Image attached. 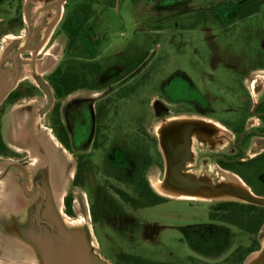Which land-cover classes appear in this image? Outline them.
<instances>
[{
	"label": "rangeland",
	"instance_id": "rangeland-1",
	"mask_svg": "<svg viewBox=\"0 0 264 264\" xmlns=\"http://www.w3.org/2000/svg\"><path fill=\"white\" fill-rule=\"evenodd\" d=\"M21 1L2 0L0 55L19 35L13 21L19 15L17 8ZM239 1H71L65 6V19L82 12V35L61 34L60 26L45 50L50 57L41 72L52 78L56 69L60 74L79 75L80 88L61 98L56 95L53 108L44 115L41 112L48 101L43 95L22 98L7 105L2 113L6 144L23 150L34 148L31 156L36 162L43 161L46 155L49 158L50 154L61 160L65 167L63 185L59 186L56 199L62 200L66 194L65 201L70 200L72 208V215H64L61 223L71 228L73 234L81 235L99 261L231 264L226 260L237 248L251 245L248 233L209 218L211 207L218 203L242 204L235 197L204 192L194 199H180L179 195L160 191L162 194H156L166 200L164 204L134 211L129 206L123 209L118 197L108 194L102 196L107 208L96 212L93 204L97 184L93 182L91 190L74 184L77 159L93 163L85 169L87 173L113 171V165L116 172H123L126 152L127 177L135 164L140 163L145 174L157 182L160 161L155 138L174 118L187 117L218 125L216 137L224 140L218 142V153L232 155L228 138L234 139L236 127L247 120L248 128L257 123L250 110L257 100L256 89L264 92V70L256 68L264 64V0H257L259 11L255 14L231 22L221 18L229 5ZM93 43L99 44L97 50L92 48ZM126 72L127 103L122 96ZM87 102L92 108L104 104L107 108L102 117L106 118L105 126H101L96 142L99 148H92L91 138L82 150L76 142H69L70 149L63 150L59 143L61 125L55 119L61 122L70 139L74 114L79 105ZM159 111L164 113L161 115ZM94 129L91 124L88 133L93 134ZM248 138L246 161L255 159L256 152L264 146V139ZM202 144L196 146L203 150L197 149L196 158L209 152L207 145ZM14 173L13 169H0V264H38L35 255L27 257V250L17 242L11 224L3 217L5 208L1 206L15 186ZM196 174L204 175L214 185L227 183L239 187L243 182L247 186L215 159L203 160ZM253 181L257 194L264 197V169ZM127 192L134 196L128 188ZM68 222L72 227L66 225ZM258 240L261 251L252 254L247 263L257 253H264V225Z\"/></svg>",
	"mask_w": 264,
	"mask_h": 264
},
{
	"label": "flooded vegetation",
	"instance_id": "flooded-vegetation-1",
	"mask_svg": "<svg viewBox=\"0 0 264 264\" xmlns=\"http://www.w3.org/2000/svg\"><path fill=\"white\" fill-rule=\"evenodd\" d=\"M71 1L74 0H22L21 5L17 8L19 15L14 18L13 26L17 29L19 35L13 38L10 45L4 49L0 55V71L8 69L14 75H17L18 78L15 90H20V98L15 102L22 98L30 99L38 95H43L47 98L45 93L38 86L37 79H42L47 83L55 100L57 93L53 87V82L62 78V74L57 75L58 69H56L53 78L52 75L45 77L48 73L42 74L41 70L46 69L48 65V56L50 57V55L48 52H45V50L50 46L53 36L58 32L57 30L60 26L59 29L61 34L67 33L75 37L82 35L84 20L82 12H76L70 18L65 19V6ZM76 1L82 2L83 0ZM1 6L2 0H0V7ZM97 46H99V44H92L94 50H97ZM256 68L258 70H264V64H259ZM99 70L100 69H97V73ZM63 74L66 75V73ZM80 79L78 75L75 89L80 88L78 86ZM123 80L124 88L122 96L123 100L127 103V72L124 74ZM255 93H257V100L253 102L250 112L251 118L255 119L257 123L252 125L251 128H248L246 127L247 120L243 123L245 126H243L244 130L242 133L238 134L235 131L236 134H234V139L228 138L227 144L233 151L231 156L218 153L219 151L217 149L220 143L224 141L220 136L216 137L218 129L212 130V127L206 126L197 132L189 133V137L186 140L185 134L182 133V135H180L178 133L180 128L174 127L177 128L176 137L179 136V138H177L179 140L177 152H181L182 154L179 159L184 160L187 152L190 155V160L180 166L177 172L184 175L192 174L196 176L203 160L215 159L223 169L241 178L237 170L223 166L221 163L234 167V165L238 163L246 162L244 157L248 156L246 150V144L249 139L248 136L264 139V92L257 88ZM10 95L0 106V117L6 110L7 105L13 104V102L11 103L9 100ZM106 111L107 108L105 109V104L101 108L98 105L92 108L88 102L79 105L74 114L71 134L69 135L70 139L60 138L59 140L61 148H63V150L70 149L69 142L73 144L76 142L75 145L77 148L82 150L85 144L91 141L92 138V148L98 149L99 147L96 142L100 138L101 126H105L106 118L102 119V117L105 115ZM163 113L164 112L159 111V114L162 115ZM190 119L192 118H174V120H170L166 125L171 122ZM200 121L207 122L205 120ZM91 124L95 125L93 134L88 133ZM165 126L161 128L162 133H159L157 138H155L160 161L158 167L160 177L157 182L152 181L148 173L145 174L146 171L142 169L140 163H138L139 165L135 164V169L132 170L131 175L129 174L127 177V152L123 159V172H116V168L113 165V171L87 173L85 169H88L90 164L92 166L93 163L91 161L83 162L81 159H77L74 184L77 187L88 190L92 189L91 185L93 182L97 184L95 189L96 192L94 193L96 194L95 202L93 201L96 212H99V209L104 211V208H107L105 203H103V195L113 194L117 196L123 204V209L129 206L134 211H140L151 207L134 208L131 202L127 201V196H129L130 199L146 202L147 198L145 197V191L147 187L155 195L158 194L157 192L161 193L160 191L169 193L167 192V190H170V185L167 182V155L162 149V144L167 137H169L171 129H164ZM246 131L250 132L246 133L243 138L240 139ZM202 140H204L203 144ZM124 141L127 147V106L125 108ZM26 143L29 146L30 143ZM200 143L203 146L207 145L209 152H205L196 158L197 149L203 151L201 148H196ZM27 145L25 147H28ZM0 147L1 161L10 160L19 166L1 168L13 169L15 171L13 174L15 186L8 197L3 200L4 202L1 207L5 208L3 217L7 218V221L11 224L13 233L17 239H19L17 242L22 244L27 250L28 258H34L35 255L37 258H42L43 264H75L79 255L78 245L65 237L61 223V219L64 215L66 217L72 215L68 213L67 203L65 201L67 195H63L62 200L57 201L56 199L57 193L60 191L59 186L63 185L62 175L65 167L62 165L61 160L58 157L56 158V154L52 155L49 153L51 157L49 156V158H47L46 155L43 161L38 160V162H36L31 156V153H34L33 149L29 148L23 150L6 144L2 135L1 118ZM262 147V149L257 151L259 153L256 152L255 158L264 154V146ZM19 155H23V158H20ZM71 169L73 170L74 168ZM133 172H136V174H133ZM202 177H204V175H202ZM127 188L130 190V193L134 195L133 197L127 192ZM94 221L96 223V216L94 217ZM13 241L16 243L15 240Z\"/></svg>",
	"mask_w": 264,
	"mask_h": 264
},
{
	"label": "water",
	"instance_id": "water-1",
	"mask_svg": "<svg viewBox=\"0 0 264 264\" xmlns=\"http://www.w3.org/2000/svg\"><path fill=\"white\" fill-rule=\"evenodd\" d=\"M17 80V75H14L8 69L0 71V106L16 89ZM37 84L45 93L48 100L47 106L41 112V114L44 115L45 113L51 111L54 106L55 100L53 93L47 83H45L42 79H37ZM206 126L212 127V130L218 129L219 131V126L216 124L192 119L171 122L170 124L165 126L164 129H171L169 137H167V139L165 140L166 143L164 141L162 144V149L167 155V182L170 185V190H167V192L174 193L176 195H198L203 191H208L211 195L224 194L235 197L234 199L240 200L242 204L264 208V197L256 195L248 185V191L246 189H240L238 187H235L234 185H230L227 183H219V185H214L210 180H208V178L197 177L192 174L184 175L177 172V169L180 166L184 165L190 160V155L187 152L184 160L179 159L182 154L181 152H177V147L179 146V140L177 138H179V136L176 137L177 128L174 127H179L180 130L178 131V133L180 135H182V133L185 134V139L187 140V138L189 137V133L197 132ZM248 132L250 131H246L240 139H242L243 136ZM159 133H162L161 130ZM6 167L19 166L15 162L10 160L0 161V169ZM62 227L65 237L77 243L78 245L79 255L78 260H76L77 262L75 264H109L106 260L102 259L99 261L97 257H94L92 255L89 247L85 245V241H83L81 235L73 234L71 231L72 229L65 228L63 224ZM259 251H261V249ZM249 257L247 258V261L249 260ZM247 261L245 262V264H264V254L260 255L258 258L256 257L252 259L250 263H247ZM37 262L38 264H43L42 258H37Z\"/></svg>",
	"mask_w": 264,
	"mask_h": 264
},
{
	"label": "trees",
	"instance_id": "trees-1",
	"mask_svg": "<svg viewBox=\"0 0 264 264\" xmlns=\"http://www.w3.org/2000/svg\"><path fill=\"white\" fill-rule=\"evenodd\" d=\"M259 11V5L257 0H240L238 3L231 4L226 8L224 15L221 18L226 19L228 22L235 21L239 17H247L255 14ZM59 75L60 72H57ZM61 75V74H60ZM78 75H72L67 73L62 74V78L53 82V87L59 98L69 95L76 88ZM20 98V90L14 92L10 95V102H15ZM56 123L61 125L59 127V136L61 139L68 138L65 128L62 126L61 122L57 119ZM57 125V126H58ZM244 130L243 125H238L235 131L240 134ZM1 148V147H0ZM223 166L228 168H234L238 171L243 181L252 188V191L257 194L253 180L262 174V169H264V154L255 159L248 160L244 163H238L234 167L221 163ZM146 202L138 201L135 199H130L127 196V201H130L134 208L152 207L158 204L165 203V199L155 195L148 187L145 191ZM68 213L72 214L71 201L67 203ZM210 220L216 223L227 224L237 227L250 235V246L249 247H239L233 254L226 260L231 264H244L247 258L258 252L261 249L260 241L258 240L259 232L264 225V208L257 207L248 204H241L235 202H224L218 203L211 207L210 209Z\"/></svg>",
	"mask_w": 264,
	"mask_h": 264
},
{
	"label": "bare ground",
	"instance_id": "bare-ground-1",
	"mask_svg": "<svg viewBox=\"0 0 264 264\" xmlns=\"http://www.w3.org/2000/svg\"><path fill=\"white\" fill-rule=\"evenodd\" d=\"M41 148V147H40ZM32 149H34V148H32ZM34 151V150H33ZM39 152V151H38ZM38 152H36L37 153V155H38ZM40 153V152H39ZM41 154V153H40ZM42 155V154H41ZM51 157V156H50ZM42 160V159H41ZM40 160V161H41ZM46 163V162H45ZM56 164V163H55ZM54 165V164H53ZM51 166H52V164H51ZM44 167H46V166H44ZM43 167V168H44ZM50 167V166H49ZM38 169V168H37ZM34 170V169H33ZM53 171V170H52ZM10 181V180H9ZM241 181V180H240ZM239 182V181H238ZM242 182V181H241ZM4 186V185H3ZM239 187L238 188H240V189H246L247 191H248V187L245 185V184H243V182L242 183H240V185H238ZM2 188V187H1ZM0 191H2V190H0ZM204 192H208V191H203V192H201L200 194H204ZM209 193V192H208ZM170 194H173V195H176V194H174V193H170ZM200 194H198V195H179V197L180 198H185V199H194V198H197ZM66 225L68 226V227H72L71 225L72 224H70L69 222L68 223H66ZM263 247H264V242H263ZM264 254V253H263ZM260 255L257 253V255H254V257L256 258H258ZM250 263V262H249Z\"/></svg>",
	"mask_w": 264,
	"mask_h": 264
}]
</instances>
